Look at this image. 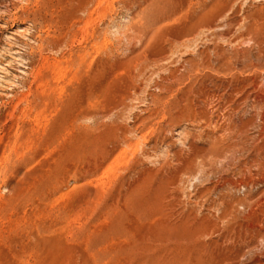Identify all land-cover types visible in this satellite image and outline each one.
<instances>
[{"label":"rangeland","instance_id":"1","mask_svg":"<svg viewBox=\"0 0 264 264\" xmlns=\"http://www.w3.org/2000/svg\"><path fill=\"white\" fill-rule=\"evenodd\" d=\"M0 264H264V0H0Z\"/></svg>","mask_w":264,"mask_h":264},{"label":"bare ground","instance_id":"2","mask_svg":"<svg viewBox=\"0 0 264 264\" xmlns=\"http://www.w3.org/2000/svg\"><path fill=\"white\" fill-rule=\"evenodd\" d=\"M17 47H18V46H17ZM43 89H44V88H43ZM43 89H42V90H43ZM26 94H27V93H26ZM3 102H4V101H3ZM13 108H14V107H13ZM12 110H13V109H12ZM29 111H30V110H29ZM13 125H14V124H13ZM13 139H14V138H13ZM2 154H3V153H2Z\"/></svg>","mask_w":264,"mask_h":264}]
</instances>
